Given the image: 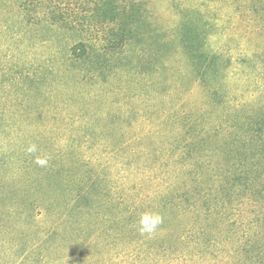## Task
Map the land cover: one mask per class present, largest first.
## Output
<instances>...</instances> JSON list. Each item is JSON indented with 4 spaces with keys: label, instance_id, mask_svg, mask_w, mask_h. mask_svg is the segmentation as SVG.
<instances>
[{
    "label": "trees",
    "instance_id": "trees-1",
    "mask_svg": "<svg viewBox=\"0 0 264 264\" xmlns=\"http://www.w3.org/2000/svg\"><path fill=\"white\" fill-rule=\"evenodd\" d=\"M171 1L179 19L174 31L200 81L223 77L231 61L222 55V50L210 46L214 35H228L230 40L239 37L238 32L242 30L254 35L255 41L246 43L241 57L246 61L264 62V0ZM145 12L138 0H0V54L8 44L12 57L9 61L8 54L0 56V77L3 78L0 102L12 89L15 99V93L27 95L33 89L55 98L58 87L61 94L69 96L72 92L85 98L88 83L101 73V69L92 65V60L109 61L111 57H119L143 38ZM42 27L76 33L81 38L66 50L59 66L81 77L78 89L69 90L51 77L59 67L32 66L46 65L48 61L36 64L22 57V53L11 54L12 45L15 49L25 47L27 34ZM49 42L47 39L46 43ZM137 48L141 56L154 50ZM56 52L52 50V54ZM114 70L107 69V72ZM55 80L56 88L52 86L57 85ZM213 95L220 97L222 93L213 89ZM77 114L64 124L70 126L80 116L84 120L82 113ZM4 117L2 110L0 118ZM186 124L190 131L178 145L174 140L169 146L162 143L159 147H150L146 140L151 134H138L135 140L141 146L135 150L134 164L130 163L136 174L128 186L118 184L115 164L101 162L94 167L85 164L86 171L81 176L78 168L85 161L84 156L77 157L69 166L63 161V148L48 147L35 156L24 151L17 160L18 170L7 175V180L16 182L22 173L36 171L28 182L42 193L46 181L53 191L49 198L42 194L28 197L23 191L21 194L29 200L26 203L20 202L18 196L11 199L0 227L5 231L7 222L14 225L9 227V239L3 244L6 259H0V264H82L77 258L93 244L101 247V258L94 260L89 255L87 264H115L114 253L125 234L134 240V246L128 251L133 264H213L211 259H218L221 252L231 254L236 264H264V165L261 162L264 114L244 116L238 125L237 137V147H242L243 157L228 162L225 167L201 153V143L211 137V130L200 128L201 125L190 120ZM3 133L8 131L0 132ZM35 134L28 138L38 139L40 135ZM69 135L70 130L63 132L65 144L69 142ZM94 137L97 143L90 151L96 161L114 153L108 149L104 133L79 134L77 141L86 145ZM37 156L46 157L47 165L38 166ZM125 162L123 158V165H129ZM61 168L67 169V174L59 178ZM74 173L77 174L73 179ZM145 213L163 217V223L150 235L139 232V220ZM75 217L85 225L78 229L84 241L73 250L65 233L67 229L77 228ZM20 222L30 224L38 230V235L30 236L23 231L21 238H17L14 233ZM92 227L94 232L88 233L87 229ZM52 235L58 243L54 251L45 247V239ZM20 241L27 244L23 247ZM106 253L108 258L104 257ZM34 255L39 258H32ZM53 255L56 257L51 258Z\"/></svg>",
    "mask_w": 264,
    "mask_h": 264
},
{
    "label": "rangeland",
    "instance_id": "rangeland-1",
    "mask_svg": "<svg viewBox=\"0 0 264 264\" xmlns=\"http://www.w3.org/2000/svg\"><path fill=\"white\" fill-rule=\"evenodd\" d=\"M138 1L146 9L145 26L142 28L144 37L137 40L134 46L128 47L119 57L116 55L117 57L109 58V61H98L97 58L95 61L92 60V65L101 69V73L88 83L84 92L85 98L72 92L69 96L61 94L58 87L55 98L44 96L39 90L33 89L27 95L15 93L17 98L15 99L12 89L7 93L9 95H5L8 99L1 100L0 111H5L6 118H0V132L8 131L6 134H0L1 224L2 216L13 197L18 196L16 198L20 202L29 201L21 194L23 191L28 197L42 194L49 198L52 195L53 189L47 187L46 181L42 193L33 183L28 182V178L35 177L36 171H31L28 175L22 173L16 182L7 180V175L18 170L17 160L32 144L37 146V151L31 154L34 156L48 147L65 149L63 161L69 166L74 159L84 156L85 161L80 163L78 168L81 176L86 171L85 164L90 163V167L98 163L101 165V162L106 165L115 164L118 171L117 182L126 186L130 185L129 180L136 174L133 166L136 160L135 150L141 146L135 140L138 134H151V138L146 140L147 146L150 147H159L162 143L169 146L174 140L178 145L188 136L190 129L186 123L189 120L201 125L200 128L212 132L211 137L201 143L200 150L203 156L209 155L210 159L221 167H225L228 162L242 159V147H237L240 130L238 125L243 122L246 115L264 114V62L261 59L246 61L241 57V53L245 52L244 46L246 43L254 42L255 36L244 30L239 31V37L234 40H230L228 35L212 36L210 46L222 50V55L231 61L223 77L203 82L197 79L174 31L179 19L172 8V1ZM47 39L51 42L46 43ZM80 39L76 33L42 27L27 34L25 47L15 49L16 47L12 45L11 54L22 53V57H28L36 64L48 61L46 65L32 66L59 67L62 66L60 61L66 50L76 45ZM7 47H1L3 49L0 56L8 54L10 61L12 57ZM97 47L101 49L100 45ZM137 47L154 50L142 53L141 56L138 55ZM54 49L57 50L56 54H52ZM103 65L106 66L105 69H102ZM59 68L60 70L51 77L69 90L78 89V84L82 83L81 77H77L70 69ZM107 69L115 70L109 73ZM2 79L0 77V81ZM54 83L57 85L52 86L56 88L58 83L56 80ZM213 89H219L222 96H214ZM34 110L35 112H32ZM76 112L82 113L84 120L80 116V119L72 121L70 126L65 125L64 123L68 124V120H73L72 117L79 115ZM6 127L8 129L5 131ZM214 128L217 130L214 131ZM67 130H70V135L69 142L65 144L62 139L63 132ZM72 133L74 136L70 139ZM85 133H104L108 138L106 145L114 153L110 152L104 155L102 160L100 158L96 161L90 149L97 143V138H90L86 145L77 141V135L84 136ZM32 134L40 136L38 139H29L28 136ZM49 136L52 140H49ZM123 158L129 165H123ZM261 159L264 165V156ZM59 170V178L67 174V169ZM76 174L74 173L73 179ZM79 219L75 217L77 228L67 229L65 233L73 250L81 247L84 241L78 229L85 224L79 223ZM5 225H7L5 231L0 227L2 252L0 259L3 260L6 259L3 244L9 239V227L14 224L7 222ZM16 227L14 235L19 239L23 231L30 236L38 235V230L33 229L28 223L20 222ZM87 231L94 232L93 227ZM20 244L24 247L27 242L20 241ZM57 246L53 235L45 239V247L50 251H54ZM133 246L134 240L130 235H123V241H120L117 252L114 253L117 264L134 263L128 252ZM89 255H93L94 260H100L99 244H93L90 249H86L83 255H79L77 262L87 264L86 258ZM108 256V253L104 255L105 258ZM54 257L56 256L53 255L51 258ZM218 257L211 259L213 264L237 262L227 252L219 253ZM32 258L38 259L39 256L34 255Z\"/></svg>",
    "mask_w": 264,
    "mask_h": 264
},
{
    "label": "clouds",
    "instance_id": "clouds-1",
    "mask_svg": "<svg viewBox=\"0 0 264 264\" xmlns=\"http://www.w3.org/2000/svg\"><path fill=\"white\" fill-rule=\"evenodd\" d=\"M37 151V146L35 144H32L31 146H29L27 148V152L29 154L35 153ZM35 163L38 166L44 167L47 165L48 160L47 158H42L37 156ZM163 223V217L161 215H159L158 213H145L140 217L139 220V232L141 235H145V234H152L154 233L158 226L161 225Z\"/></svg>",
    "mask_w": 264,
    "mask_h": 264
}]
</instances>
